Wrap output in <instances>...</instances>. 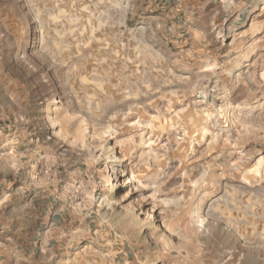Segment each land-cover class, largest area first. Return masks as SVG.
I'll list each match as a JSON object with an SVG mask.
<instances>
[{
  "label": "rangeland",
  "instance_id": "rangeland-1",
  "mask_svg": "<svg viewBox=\"0 0 264 264\" xmlns=\"http://www.w3.org/2000/svg\"><path fill=\"white\" fill-rule=\"evenodd\" d=\"M3 107L133 264H264V0H0Z\"/></svg>",
  "mask_w": 264,
  "mask_h": 264
},
{
  "label": "crops",
  "instance_id": "crops-1",
  "mask_svg": "<svg viewBox=\"0 0 264 264\" xmlns=\"http://www.w3.org/2000/svg\"><path fill=\"white\" fill-rule=\"evenodd\" d=\"M37 139L0 109V264H133L132 247L91 199L38 171Z\"/></svg>",
  "mask_w": 264,
  "mask_h": 264
},
{
  "label": "bare ground",
  "instance_id": "bare-ground-1",
  "mask_svg": "<svg viewBox=\"0 0 264 264\" xmlns=\"http://www.w3.org/2000/svg\"><path fill=\"white\" fill-rule=\"evenodd\" d=\"M115 190H117V184L115 183L114 187L110 188L111 193H115Z\"/></svg>",
  "mask_w": 264,
  "mask_h": 264
}]
</instances>
